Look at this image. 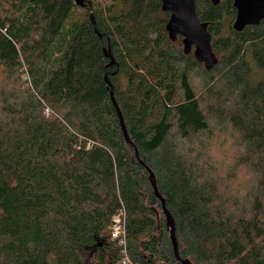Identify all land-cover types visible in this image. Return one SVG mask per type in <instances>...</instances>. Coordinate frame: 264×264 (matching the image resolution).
Segmentation results:
<instances>
[{"label":"trees","instance_id":"trees-1","mask_svg":"<svg viewBox=\"0 0 264 264\" xmlns=\"http://www.w3.org/2000/svg\"><path fill=\"white\" fill-rule=\"evenodd\" d=\"M88 1L101 38L75 0H0V264H180L145 166L182 259L264 264V21L238 33L233 0H196L207 72L170 40L161 0ZM207 113L233 157L191 147ZM122 212L127 255L110 239Z\"/></svg>","mask_w":264,"mask_h":264},{"label":"water","instance_id":"water-1","mask_svg":"<svg viewBox=\"0 0 264 264\" xmlns=\"http://www.w3.org/2000/svg\"><path fill=\"white\" fill-rule=\"evenodd\" d=\"M214 6H218L221 0H211ZM234 8L237 15L233 24L235 32L241 33L247 27L259 26L264 21V0H233ZM77 7L88 9L91 23L95 29V33L101 38L94 19L92 5L88 0H75ZM162 11L170 14L169 22L166 25V31L172 42H176L180 37L183 39V49L186 55L194 53L198 63L204 65L207 72L213 71L218 65L219 60L212 48V37L208 32V25L200 22L196 12V0H161ZM105 56L110 59L111 65H114V58L111 55L110 43L108 41V50H105ZM110 86L111 102L117 112L120 127L124 139L128 145H135L129 137V133L120 110L115 99L114 89ZM136 157L141 163L138 152ZM149 173V181L152 185L155 197L161 202L162 209L166 217V224L170 229V238L176 260L180 264H193L188 259H182L179 253V247L176 237V224L166 207L165 199L161 196L154 173L147 167Z\"/></svg>","mask_w":264,"mask_h":264},{"label":"rangeland","instance_id":"rangeland-1","mask_svg":"<svg viewBox=\"0 0 264 264\" xmlns=\"http://www.w3.org/2000/svg\"><path fill=\"white\" fill-rule=\"evenodd\" d=\"M94 2V4L98 5L102 2V0H92ZM192 86L194 88V90L197 93H201L204 89H203V85L206 83L207 78L203 75L202 71H195L192 74ZM212 105H214V102H212L211 100L207 101L206 106L203 105V107H211ZM208 119H209V123L211 126V133L209 135H202L200 138H194L192 143H191V147H198L199 145L201 146V143L205 144V149L209 148L210 146L212 147V154H210L209 156L212 157H223V160L225 159V156L229 157L232 152H234V150L232 148H234V139L231 133H226L223 130L221 131V129L219 128V124L214 122L213 117L211 116V114H208ZM230 157H233V155H231ZM225 162V161H224ZM218 164H220V162L217 161ZM161 218L164 219V217L161 215H159V219Z\"/></svg>","mask_w":264,"mask_h":264},{"label":"built area","instance_id":"built-area-1","mask_svg":"<svg viewBox=\"0 0 264 264\" xmlns=\"http://www.w3.org/2000/svg\"><path fill=\"white\" fill-rule=\"evenodd\" d=\"M125 213L122 212L113 219V224L111 226L110 239L118 243L122 248L123 253L127 255L126 251V225H125ZM126 264V263H124Z\"/></svg>","mask_w":264,"mask_h":264},{"label":"flooded vegetation","instance_id":"flooded-vegetation-1","mask_svg":"<svg viewBox=\"0 0 264 264\" xmlns=\"http://www.w3.org/2000/svg\"><path fill=\"white\" fill-rule=\"evenodd\" d=\"M203 65V64H202ZM203 68H204V65H203Z\"/></svg>","mask_w":264,"mask_h":264}]
</instances>
